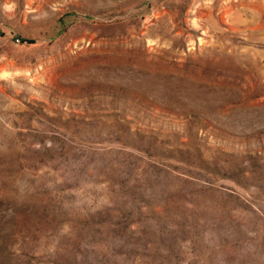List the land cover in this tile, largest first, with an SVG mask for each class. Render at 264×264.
Listing matches in <instances>:
<instances>
[{"label":"rangeland","instance_id":"obj_1","mask_svg":"<svg viewBox=\"0 0 264 264\" xmlns=\"http://www.w3.org/2000/svg\"><path fill=\"white\" fill-rule=\"evenodd\" d=\"M0 264H264V0H0Z\"/></svg>","mask_w":264,"mask_h":264}]
</instances>
